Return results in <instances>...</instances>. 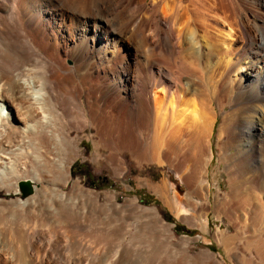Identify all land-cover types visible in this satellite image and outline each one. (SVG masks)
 <instances>
[{
    "label": "bare ground",
    "instance_id": "bare-ground-1",
    "mask_svg": "<svg viewBox=\"0 0 264 264\" xmlns=\"http://www.w3.org/2000/svg\"><path fill=\"white\" fill-rule=\"evenodd\" d=\"M63 80L70 100L61 92ZM107 98H113V109L133 102L143 111L135 130L146 132L148 145L134 144V155L163 165L162 155L177 172L187 169L177 155L210 157L221 113L220 159L231 160L232 169H225L228 198L217 193L213 211L232 217L233 203L242 206L248 191L254 196L250 215L264 224V0H0V188H16L23 179L34 183L37 172L27 171L25 160L47 167V181L60 184L25 201L0 199V264H150L148 252L131 246L148 229L162 232L170 264H261L250 250H233L227 236L219 238L230 261L211 251L189 254V238L175 242L157 211L135 199L117 203L106 195L101 203L97 193L75 182L72 192L64 191L72 162L67 155H77V148L66 147L65 127L73 118L74 128L83 129L87 115L102 126L98 100ZM35 108L49 124L43 134L54 155L67 158L40 157L49 148L34 141ZM116 116H109V125L118 123ZM20 156L24 164L17 166ZM254 165L257 172L245 177ZM196 167L187 178L192 186L200 184L196 193L204 200L208 192L201 191L209 183ZM174 198L180 201L177 193ZM189 204L193 214L181 219L192 222L197 211L212 206Z\"/></svg>",
    "mask_w": 264,
    "mask_h": 264
},
{
    "label": "rangeland",
    "instance_id": "rangeland-1",
    "mask_svg": "<svg viewBox=\"0 0 264 264\" xmlns=\"http://www.w3.org/2000/svg\"><path fill=\"white\" fill-rule=\"evenodd\" d=\"M183 1L184 3L187 2V0H183ZM194 18H195L194 20L196 21V18L198 19V16L197 17L195 16ZM40 69L38 68L37 71H39ZM38 73H42V72L41 71L37 72V76L40 77V74ZM64 82L65 80H63L62 83L61 81L59 83L60 88L62 90L61 92L67 95L68 100H70L72 91L70 90V87L67 84V82L66 84ZM64 85L66 86L64 87ZM81 100L84 101L83 95L81 97ZM111 101H113V98H109V99L107 98L104 100V102L102 100L103 103L98 100L99 108H100L99 114L104 118L105 121L103 125L100 126L99 128L91 121L88 115H87V126H85L83 129L79 130V128L78 129L74 128L75 126L71 124L73 118H71L72 120L70 119V123L66 125L65 130L67 131L68 138L70 140L67 143L69 146L66 145V147L68 150L72 149V152L73 149L75 150V148H77V155H74V157L70 155V158L69 155H67L68 159H71L72 162L69 167L70 179L67 185L65 186L64 191L72 192L73 191L72 185L75 182L85 190H90L97 193L100 196L101 203L105 202L106 195H111L117 203H122L126 199H135L137 203L140 204L141 206L146 208H151L157 211L158 216L166 224H168V230L173 234L175 242L180 241L183 237L189 238L190 240L188 246L189 254L195 255L200 251H211L216 253L218 258L221 259L220 254H222L224 258L223 260L230 261L232 259V256L227 257V255L224 252V248L220 242L221 241L220 238L227 236L231 238L234 242L231 245L232 248L235 247L233 248V250L235 249V251L238 252L246 251V253L247 250H250L252 256L253 254L256 255V261L258 263L260 262L261 264H264V254L262 253L264 251L263 249L264 244H262V242L259 239L260 237L264 239V224L259 223L258 225V222L252 219L250 215L254 207V201H251L253 200L254 196L250 192L245 191L243 195L245 196L248 195V196L247 197L244 196L240 199L242 206L233 203L236 209L234 211L235 214L232 217L231 216L228 217L224 213L216 214L212 208L213 200L217 193L221 196L222 195L227 196L226 193L230 192L227 183V172L225 169L226 167L232 169L231 166L232 164H231V160H229L228 163L226 162L227 164L226 166L225 162H223L220 159L221 147L225 139L219 141L217 138L218 129L222 122L221 120L222 114L219 113L216 109L218 114L217 116L218 121L216 122L214 127V134L211 137L212 154L209 155L210 156L209 158L207 155H201V156L200 155L196 156L195 154L193 155L184 154L180 156L177 155L176 160L178 159L177 161L180 162L179 164L181 165L182 163H184V165L182 164L181 166L185 167L186 164L187 167V169L185 170L182 169L183 167H180L182 170L179 171H181L182 174L179 171L178 172L181 174L182 176L181 177L176 169L170 167L167 164V162H165L166 160L164 161L162 155H158L159 157L158 160L160 159V162H162L163 165L158 164L157 161H149V158L147 156H144L143 154L142 155L139 154L138 156L136 154L134 155L133 151L131 150L134 149L136 144H138L139 147L142 146L141 148H145L148 145V138L147 135H145L146 132L139 133L137 130H135V125L139 119L140 114H142L143 111L141 107L140 108H138V106L136 107V105H134L133 102L125 103L122 106L113 109L110 106ZM226 108L227 110H229L228 106ZM69 110L70 113L72 114L71 116H74V113H76L75 111H77L76 103H74V105L73 103L70 104ZM38 114L40 116L42 115L41 112L36 109V111H34V119L36 122L35 121L34 122L36 126L35 130H37V132L34 130V134H35L34 141H37L36 143L39 146H42L43 149L46 147L49 148V150L48 149L43 150V152L45 151V153L47 154L42 153L43 155L41 154L42 156H40L46 159L47 157H51L54 154L56 155V153H54L55 148L52 149L53 143L49 144V141H47L48 140L47 137H45L46 138L45 139L43 134L44 128H48L49 124L43 122L41 118L42 116L40 117ZM111 115L114 116L117 115L116 117L117 120L119 121L118 123L116 122V125L115 122L109 125L110 123L107 120ZM39 117L41 119H39ZM37 122L38 124H41L42 122L44 123L41 124L43 125L42 126L43 130L41 129L42 132L40 130V128L42 127H40L41 125L40 126L37 125ZM149 125L151 126V122ZM37 133H40L39 136L37 135ZM99 133L102 135L103 134L106 135V138H104L106 142L100 139L102 135H100ZM135 136H136V140L137 138L138 140L140 138L139 140L140 143L139 141L137 142L135 140ZM38 138L40 139L38 140ZM44 139L46 140V142H44L45 141ZM44 143L45 144L47 143L46 145L48 146L44 145ZM56 146L57 145H55V147ZM10 155L12 157V154ZM55 155L54 157H52V159L56 157ZM62 156L64 157V155H57L56 158L61 159ZM199 157H201V159H199ZM18 159L20 161L17 162V166H19V162L21 161L24 162L25 160V158H22V156H20V158ZM195 159L196 160L199 159L197 160L199 164L193 161ZM31 161L25 160V166L26 167L29 166L28 168H26V170L28 171L30 168L36 170L37 172V174L35 175L37 177V178L35 177L36 180L34 178V183L32 182L30 183V181H28L27 179L25 180L23 179L20 181V182L27 181L30 185L31 191L28 192L26 195H24L20 189V185H18L16 188L15 187L13 188V186H8L7 188L1 187L0 199L6 201H11V200L25 201L29 199L35 192L41 190L43 187L44 188H48L51 186L53 187L54 184L55 187H58V185L60 186L59 183L50 184V182L47 181V177H46L47 167H44V165L41 164L37 165V163H35L34 160ZM119 163L121 164L119 165ZM195 163L197 164V167L198 166L200 167L203 176V181L209 183V186L208 187L205 186L204 191L203 190L201 191L202 194H205L206 191L208 192V196L205 195L204 200L200 198L199 195H197L196 193V189L197 187L200 186V184L199 183L194 184L193 186L195 187V189H193L194 187L189 184V179L191 180V178L194 175V171H195L194 165H196ZM20 164L23 165L24 163L22 164L21 162ZM30 165H32L33 167ZM257 168H258L257 165H254L252 168H248V170H246L247 172H245V177L249 178V176H252L253 173L257 172L258 170ZM27 171H25V173ZM249 172L251 175L250 174L246 175ZM192 173L193 175H191ZM29 175L31 176L32 174H29L28 172V174L26 173L25 176L29 179ZM33 177L34 175L31 178ZM35 189L38 190L35 191ZM176 193L179 195L180 201L174 198V195ZM262 194L264 201V190ZM248 197H250V199ZM191 200L200 203L206 202L212 205L207 209L202 208L200 211H197V213L194 214L195 219L193 222L188 221V219L186 221L183 220L185 219V217H188L193 214L192 213L193 211H191L192 206L189 204V201ZM248 204H250L249 205L250 207H248ZM175 207H178L182 212L177 214ZM248 210H250V212ZM181 217L183 219H181ZM206 219L208 221L207 229H204L205 228L204 223ZM128 222H130L129 224L132 223L131 221ZM143 231L141 232V234L140 233L136 234L135 239L132 240L131 242V246L135 245L136 250L143 248L144 251L148 252L149 254L147 261L150 264H154L155 261H158L160 259H162L161 261L164 264H170V261L167 258V253L165 252L166 251L164 247L165 243H163L164 240L162 238L163 237V235L161 234L162 232L159 233L160 230L159 232H156L154 230L155 231L154 232L151 229L143 230ZM216 235L218 236V238L215 237ZM251 236L254 239L252 241L253 244L250 248H245V244ZM261 245L263 248L260 247Z\"/></svg>",
    "mask_w": 264,
    "mask_h": 264
},
{
    "label": "water",
    "instance_id": "water-1",
    "mask_svg": "<svg viewBox=\"0 0 264 264\" xmlns=\"http://www.w3.org/2000/svg\"><path fill=\"white\" fill-rule=\"evenodd\" d=\"M20 189L24 195L31 191L30 185L27 181L20 182Z\"/></svg>",
    "mask_w": 264,
    "mask_h": 264
}]
</instances>
